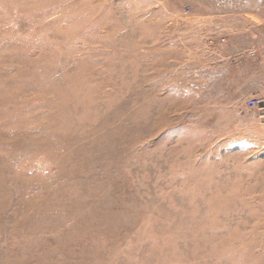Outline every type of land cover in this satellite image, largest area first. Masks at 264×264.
Here are the masks:
<instances>
[{"label": "rangeland", "instance_id": "obj_1", "mask_svg": "<svg viewBox=\"0 0 264 264\" xmlns=\"http://www.w3.org/2000/svg\"><path fill=\"white\" fill-rule=\"evenodd\" d=\"M263 92L264 0H0V264H264Z\"/></svg>", "mask_w": 264, "mask_h": 264}, {"label": "built area", "instance_id": "obj_2", "mask_svg": "<svg viewBox=\"0 0 264 264\" xmlns=\"http://www.w3.org/2000/svg\"><path fill=\"white\" fill-rule=\"evenodd\" d=\"M254 102H257V101L252 100V101H250L248 104H249V105H252Z\"/></svg>", "mask_w": 264, "mask_h": 264}, {"label": "crops", "instance_id": "obj_3", "mask_svg": "<svg viewBox=\"0 0 264 264\" xmlns=\"http://www.w3.org/2000/svg\"><path fill=\"white\" fill-rule=\"evenodd\" d=\"M263 94H264V92H263Z\"/></svg>", "mask_w": 264, "mask_h": 264}]
</instances>
